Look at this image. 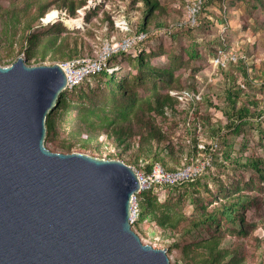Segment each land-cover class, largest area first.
<instances>
[{
	"label": "rangeland",
	"instance_id": "1",
	"mask_svg": "<svg viewBox=\"0 0 264 264\" xmlns=\"http://www.w3.org/2000/svg\"><path fill=\"white\" fill-rule=\"evenodd\" d=\"M81 2L0 0V66L8 67L18 58L28 66H51L71 56L95 55L106 44L142 31L144 21H147L144 30L149 33L181 21L187 0H158L160 9L147 20L142 0H86L85 5ZM42 5L48 6L49 12L67 11L71 20L81 17L83 24L73 30L63 20L53 26L42 25L34 19ZM122 22L127 23L128 31L119 29ZM49 41L53 43L44 51ZM144 47L151 65L174 71L175 88L166 92L173 106L168 107L164 117L139 114L129 123L124 136L115 129L111 137L105 130L87 134L78 121L66 125L57 120L53 140L44 146L55 153L110 157L132 165L140 161L150 163L157 154L159 164L167 169L200 164L209 158L211 165L199 177L198 186L172 190L168 198L157 200L159 204L168 200L185 219L173 230L160 229L145 219L136 225L142 243L155 249L165 248L170 264H201L206 250L195 245L217 235L219 247L241 259V264H264V180L246 167L249 159L256 158L263 161L260 168L264 167V0L210 1L199 27L173 30L169 36L149 35ZM138 51L131 50L113 61L122 68L117 78L126 77L128 72L135 75ZM218 51L225 54L223 66L215 63ZM81 88L87 90L85 86ZM135 90L140 95L146 93L144 87ZM78 92L71 94V99ZM171 92L185 99L179 101ZM242 107L249 108V114L241 131L235 134L227 128L224 113L228 112L235 120L234 111ZM75 115L73 111L72 117ZM148 125L158 129V137L145 130ZM210 128L218 131L217 136L211 137ZM129 131L133 132L132 137ZM88 135L89 148L83 149L80 145ZM196 140L211 150L187 162ZM63 143L72 145L70 153L56 148ZM237 196L247 199L245 210H238V215H243L240 227L227 224L214 232L204 225L195 228L190 223L193 217L202 215L201 206L205 213H210L227 197L231 201Z\"/></svg>",
	"mask_w": 264,
	"mask_h": 264
},
{
	"label": "water",
	"instance_id": "2",
	"mask_svg": "<svg viewBox=\"0 0 264 264\" xmlns=\"http://www.w3.org/2000/svg\"><path fill=\"white\" fill-rule=\"evenodd\" d=\"M65 87L59 64L0 66V264H170L131 229L129 166L44 146Z\"/></svg>",
	"mask_w": 264,
	"mask_h": 264
},
{
	"label": "trees",
	"instance_id": "3",
	"mask_svg": "<svg viewBox=\"0 0 264 264\" xmlns=\"http://www.w3.org/2000/svg\"><path fill=\"white\" fill-rule=\"evenodd\" d=\"M142 1L146 7L145 20H147L146 18H148V16L160 9L158 0ZM80 4L85 5L86 0H82ZM207 4L201 11L198 27L200 26V19L202 18ZM38 10V16L34 17V19L38 20L42 25H45L43 24L42 19L49 12V8L48 6L42 5ZM70 10L72 13H74V8L72 6ZM79 19L83 21L81 17L72 20L77 21ZM146 22L147 21H144V24H142V31H145L144 28L146 27ZM55 24H52V26ZM75 28H79V26L75 25L74 29ZM52 43V41H49L48 44H45L44 51H47L49 45ZM44 55L45 53H43V56ZM119 55L125 56V54ZM119 55L113 56L111 61H116V58ZM195 55L196 52H194L193 56L195 57ZM78 56L79 55L74 57L71 56L67 60L76 58ZM148 59L149 56L144 50H142L136 56L134 65L135 75H132L130 72H128L126 77L117 78V75L122 68L112 75H109L103 71L72 88L71 90L63 91L59 95L57 107L48 112L45 118L44 126L46 133L44 144L53 140L52 137L55 135V123L57 120H59L61 124L66 125L73 121H78L82 125V128L85 129L87 134L105 130L107 133H110L108 136L111 137V132H114L115 129L124 136V134L128 132L129 123H131L135 116H139V114L148 116L149 118L152 116L164 117L168 107L172 109L173 106V101L166 92L172 88H175L174 82L176 79L174 71L168 68L153 66L150 64ZM103 85L105 87L104 89L102 87ZM83 86L86 87V91L85 89L82 90L81 87ZM136 87H144L146 93L140 95L137 90H135ZM77 90H79V92L75 99H71V94ZM229 99L232 98L229 97ZM231 102L235 103L233 99ZM73 111H76V115L74 117H72ZM234 112H236L235 114L233 113V116H236L235 120L228 112L224 113V115H226V119L229 123L227 128L233 129L234 133L238 134L242 129L245 118L249 114V108L242 107L238 110H235ZM145 130H148L149 134H152V136H159L158 129L153 125L146 126ZM210 130L211 137L217 136L218 131L216 129L210 128ZM129 135L132 137L134 134L131 132ZM82 142L83 143L80 145V147L83 149H88L90 135H88V137H86ZM197 145L198 144L196 140L195 145L192 147V151L188 153L186 157V160H189L187 162H191L197 157V155L201 153H209L211 150L209 146L204 145L205 149L201 151L198 149ZM56 148L65 150L68 153L72 151V145L66 143L58 144L56 145ZM169 152L171 151L169 150ZM227 158L229 157L226 155V159ZM159 162H161V159L157 156V154H155V158L152 160V162H144L146 164L144 171L150 172L152 166L159 164ZM262 162L263 161L258 158L249 159L246 167L252 168L264 180V167L260 168ZM165 169L169 171L175 170L167 168ZM193 185H199V178L193 182L185 183L173 190H179L185 187H191ZM231 195L233 196V193ZM141 198L142 200L140 202V216L138 225L147 219L149 222H154L160 229L173 230L176 229L179 223L185 219L180 215V213H176L173 210L168 200L163 204H159L157 197L148 191L143 192ZM228 198L229 197L226 198L224 203L219 204L210 213H205L204 208L201 206L200 208L202 210V215L200 217H193L191 219L190 223H192V226L196 228L200 225H204L206 228L214 230V232L221 231L222 226H226L227 224L237 225L240 227L243 222V215L242 217L239 216L238 210H245L247 199H242L241 197L237 196L234 200L230 201ZM195 202H199V200L196 199ZM219 245L220 241L217 235L211 236L210 238L195 245L196 248L206 250L203 257H201V264H241V259H237L226 249L220 248ZM174 248H177V245H174ZM187 248L189 247L187 246L184 248L185 255L187 253Z\"/></svg>",
	"mask_w": 264,
	"mask_h": 264
},
{
	"label": "built area",
	"instance_id": "4",
	"mask_svg": "<svg viewBox=\"0 0 264 264\" xmlns=\"http://www.w3.org/2000/svg\"><path fill=\"white\" fill-rule=\"evenodd\" d=\"M210 1L216 0H187V3L183 7V18L181 21L169 25L162 31H137L130 35L125 36L119 41H113L114 44H106L101 51L95 55H79L76 58L65 60L58 63L66 76V87L65 90H71L86 80H89L96 74L105 71L111 75L119 70L117 64L112 62L111 59L115 55L129 53L131 50L139 49L138 53L145 49L144 44L148 41L149 35L152 36H163L170 35L173 30H179L183 28H197L199 25V17L201 11L205 5ZM55 13L50 19L48 16ZM71 20L67 11L64 10H51L42 19L43 24H55L60 20ZM119 29L128 31L129 26L126 22L119 24ZM112 43V42H107ZM146 51V49H145ZM217 65L223 66L222 59H226L225 54L222 51H218L215 56ZM228 59L235 61L234 58L229 57ZM175 96L179 101H183V96L170 93ZM198 149L203 151L205 146L202 144L197 145ZM200 155V154H199ZM197 159V158H195ZM194 159V160H195ZM104 160H112L110 157ZM120 161V160H119ZM129 166L135 173L139 189L132 195L129 224L131 229L139 236L136 231V225L138 224L140 216V202L142 200L141 195L143 192H151L157 197L159 201L161 197L163 200L168 198L169 192L182 186L185 183L193 182L197 178L203 175V172L211 165L210 159L206 158L200 164H186L175 170H166L162 165L155 164L152 166L150 172L144 171L145 163L140 161L136 165H132L125 161H121Z\"/></svg>",
	"mask_w": 264,
	"mask_h": 264
},
{
	"label": "bare ground",
	"instance_id": "5",
	"mask_svg": "<svg viewBox=\"0 0 264 264\" xmlns=\"http://www.w3.org/2000/svg\"><path fill=\"white\" fill-rule=\"evenodd\" d=\"M55 13H52L48 16V19H50L52 16H54ZM83 21L82 20H77V21H73V20H65V26H67L70 30H73L75 25H78L79 28L82 26Z\"/></svg>",
	"mask_w": 264,
	"mask_h": 264
}]
</instances>
